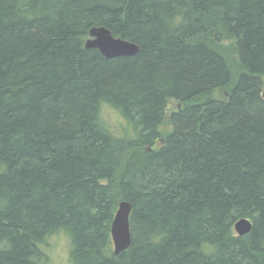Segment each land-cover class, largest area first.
<instances>
[{
  "label": "trees",
  "instance_id": "16d2710c",
  "mask_svg": "<svg viewBox=\"0 0 264 264\" xmlns=\"http://www.w3.org/2000/svg\"><path fill=\"white\" fill-rule=\"evenodd\" d=\"M181 10L186 23L161 39ZM96 25L140 51L86 47ZM263 88L264 0H0V264H29L59 223L76 264H264ZM98 96L139 109L136 141L95 126ZM122 200L132 242L116 254ZM157 226L167 237L154 245Z\"/></svg>",
  "mask_w": 264,
  "mask_h": 264
},
{
  "label": "clouds",
  "instance_id": "9594fccd",
  "mask_svg": "<svg viewBox=\"0 0 264 264\" xmlns=\"http://www.w3.org/2000/svg\"><path fill=\"white\" fill-rule=\"evenodd\" d=\"M186 23L183 10L173 13L165 18L167 32L161 34L166 39L168 33L179 29ZM95 126L113 143L136 141L142 131V115L138 108L125 109L123 104L114 103L106 96H98L94 102L91 113ZM6 165L0 163V172ZM7 201L0 198V207ZM95 211V209H93ZM167 237V232L157 226L149 232L147 239L152 244H159ZM34 250L27 257L29 264H76L73 252L76 248L75 234L70 223H59L44 230L42 235L33 241ZM11 244L6 238H0V249L10 248ZM200 251L204 255H213L217 245L207 239L201 240ZM104 255H111L110 250H104Z\"/></svg>",
  "mask_w": 264,
  "mask_h": 264
},
{
  "label": "water",
  "instance_id": "95a60500",
  "mask_svg": "<svg viewBox=\"0 0 264 264\" xmlns=\"http://www.w3.org/2000/svg\"><path fill=\"white\" fill-rule=\"evenodd\" d=\"M86 47L99 49L107 58L135 55L141 48L139 44L132 40L115 36L113 32L104 25H96L90 28ZM131 211L132 204L129 201L122 200L119 203L115 217L112 221L111 235L114 241V252L116 254L122 253L131 245ZM252 227L253 224L248 218H241L235 223V229L240 235L250 232Z\"/></svg>",
  "mask_w": 264,
  "mask_h": 264
},
{
  "label": "rangeland",
  "instance_id": "374dc122",
  "mask_svg": "<svg viewBox=\"0 0 264 264\" xmlns=\"http://www.w3.org/2000/svg\"><path fill=\"white\" fill-rule=\"evenodd\" d=\"M264 89V88H263ZM217 95H220V96H223L224 94L222 93V91L220 90H218L217 91ZM178 107V105L177 104H175V103H173V104H171L170 105V111H173L174 109H176ZM171 129V126L170 125H164V126H162V130L163 131H167V130H170Z\"/></svg>",
  "mask_w": 264,
  "mask_h": 264
},
{
  "label": "bare ground",
  "instance_id": "6f19581e",
  "mask_svg": "<svg viewBox=\"0 0 264 264\" xmlns=\"http://www.w3.org/2000/svg\"><path fill=\"white\" fill-rule=\"evenodd\" d=\"M88 36H89V33H88ZM112 241H113V239H112ZM113 244H114V241H113Z\"/></svg>",
  "mask_w": 264,
  "mask_h": 264
},
{
  "label": "flooded vegetation",
  "instance_id": "af4514ba",
  "mask_svg": "<svg viewBox=\"0 0 264 264\" xmlns=\"http://www.w3.org/2000/svg\"><path fill=\"white\" fill-rule=\"evenodd\" d=\"M135 42V41H134ZM123 56H125V55H123ZM112 236V235H111ZM114 245V244H113Z\"/></svg>",
  "mask_w": 264,
  "mask_h": 264
}]
</instances>
